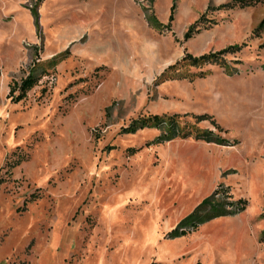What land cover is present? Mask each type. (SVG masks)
Masks as SVG:
<instances>
[{
  "label": "rangeland",
  "instance_id": "rangeland-1",
  "mask_svg": "<svg viewBox=\"0 0 264 264\" xmlns=\"http://www.w3.org/2000/svg\"><path fill=\"white\" fill-rule=\"evenodd\" d=\"M232 1L0 0V264H264V3L218 9ZM233 45L226 69L161 78ZM163 114L208 116L198 126L225 146L124 132ZM214 193L246 209L169 238Z\"/></svg>",
  "mask_w": 264,
  "mask_h": 264
},
{
  "label": "trees",
  "instance_id": "trees-1",
  "mask_svg": "<svg viewBox=\"0 0 264 264\" xmlns=\"http://www.w3.org/2000/svg\"><path fill=\"white\" fill-rule=\"evenodd\" d=\"M40 2L43 0H39ZM264 3V0H233L232 2L219 6V10H228V9H244L247 7L255 6L257 4ZM174 11V5L171 7L169 21H172ZM32 17L34 21L38 19L37 11L32 12ZM148 24L157 31H161L164 28L168 27L160 24L154 16L146 17ZM196 23L192 24L187 32L184 34V40L187 41L191 38L192 33L194 32ZM264 29V19H262L258 27L254 30L253 34L257 35L259 31ZM242 50V46L233 45L229 46L225 50L218 51L216 53H206L199 57H194L192 55L186 54L175 64L169 66L166 71L161 75V78L167 79H192V76L189 74H177L173 75L171 72L178 69H187V68H195L199 69L204 66H218L223 69H226L225 56L234 55L240 53ZM62 55H58L54 57L52 60L48 62V65L55 66L58 62L61 61ZM47 63L37 62L30 69V73L24 78L21 83L15 84L9 92V97L11 101L14 103H18L26 98L27 93L34 88L41 76L38 73H45ZM170 77H168V76ZM186 117V115H184ZM184 116L179 114H163V115H150L139 117L136 120H133L130 125L124 129L125 133H134L139 129H157L161 133L155 139V143L163 144L175 139H188L192 138L197 141H204L206 143H211L215 145L225 146V141L218 136H215L212 131L207 129H202L198 126V123L209 120L208 116H196L191 115L195 122L184 121ZM216 128V127H215ZM219 131L220 128L217 127ZM18 165V162L14 164V166ZM2 181L0 179V185ZM218 194H213L207 198H205L187 217H185L180 224L177 226L175 230H173L169 236V238H179L188 234H191L196 231L198 227L201 225L217 219L221 217H230L236 216L242 213L247 206L246 200H236L230 203H222L216 201V196ZM264 239V232L262 234ZM156 264V263H152Z\"/></svg>",
  "mask_w": 264,
  "mask_h": 264
},
{
  "label": "crops",
  "instance_id": "crops-1",
  "mask_svg": "<svg viewBox=\"0 0 264 264\" xmlns=\"http://www.w3.org/2000/svg\"><path fill=\"white\" fill-rule=\"evenodd\" d=\"M213 145H215V144H213Z\"/></svg>",
  "mask_w": 264,
  "mask_h": 264
}]
</instances>
